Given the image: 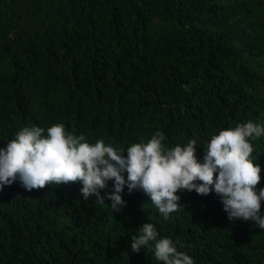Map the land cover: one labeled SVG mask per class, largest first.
<instances>
[{
  "label": "trees",
  "instance_id": "16d2710c",
  "mask_svg": "<svg viewBox=\"0 0 264 264\" xmlns=\"http://www.w3.org/2000/svg\"><path fill=\"white\" fill-rule=\"evenodd\" d=\"M248 121L264 126V0H0V147L31 126L124 149L161 131L202 162ZM250 142L264 188V136ZM81 186L0 185V264H162L152 242L131 251L145 222L194 264H264V230L214 192H177L165 220L142 190L125 185L117 211Z\"/></svg>",
  "mask_w": 264,
  "mask_h": 264
},
{
  "label": "clouds",
  "instance_id": "9594fccd",
  "mask_svg": "<svg viewBox=\"0 0 264 264\" xmlns=\"http://www.w3.org/2000/svg\"><path fill=\"white\" fill-rule=\"evenodd\" d=\"M262 136L264 126L252 121L220 130L203 147L200 162L194 139L166 148L161 131L146 143L124 149L103 140L89 143L84 135L66 131L63 124L51 125L46 134L41 127H22L0 147V185L19 181L31 191L79 182L84 200L95 197L104 204L108 199L117 211L125 204L121 193L127 185L129 193L138 189L150 197L165 220L180 208L177 192L195 191L201 196L214 192L229 221L254 222L264 230V188L257 189L261 168L251 159L254 148L250 142ZM108 181H113V190L102 197L100 190L107 188ZM157 236L152 223H143L139 235L131 238V251L138 253L152 242L154 256L162 264H194L171 239Z\"/></svg>",
  "mask_w": 264,
  "mask_h": 264
}]
</instances>
